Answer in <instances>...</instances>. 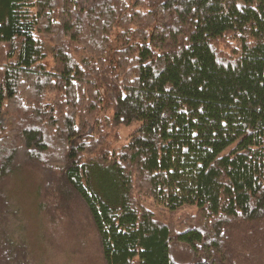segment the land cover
Wrapping results in <instances>:
<instances>
[{
  "label": "trees",
  "instance_id": "1",
  "mask_svg": "<svg viewBox=\"0 0 264 264\" xmlns=\"http://www.w3.org/2000/svg\"><path fill=\"white\" fill-rule=\"evenodd\" d=\"M25 169L52 259L264 264V0H0V264Z\"/></svg>",
  "mask_w": 264,
  "mask_h": 264
},
{
  "label": "rangeland",
  "instance_id": "2",
  "mask_svg": "<svg viewBox=\"0 0 264 264\" xmlns=\"http://www.w3.org/2000/svg\"><path fill=\"white\" fill-rule=\"evenodd\" d=\"M134 126V124H131L129 126H122L119 129V141L117 143H113V146L125 144L128 140V135ZM50 146L51 148L49 152H57V147L54 144H51ZM31 170L25 169L19 175L17 174L12 178V180L8 184L4 185V188L5 192L9 196V199L12 201V203H14L15 206L19 208V217L21 220V226L23 227V230L20 229V233L22 234L24 240H26L27 242L32 259L37 264H100L99 259H96L97 257L95 256L92 257V255H89L87 257H71L74 261L66 257L59 259L56 256L54 259L49 257L48 253L44 248V245L40 241L38 225L39 220L37 218L36 211V178L35 174L32 173L35 171ZM82 226L85 227L84 225ZM73 232L74 231H70L68 241L71 240L75 244L81 243V238L72 235ZM92 252L93 251H91L89 254H91ZM231 255L232 253H230L229 256ZM176 256L179 257V259H183L185 256H187V253L185 252V250H180L177 252ZM243 259L244 258H242V262ZM258 261L263 263V258L258 257Z\"/></svg>",
  "mask_w": 264,
  "mask_h": 264
}]
</instances>
